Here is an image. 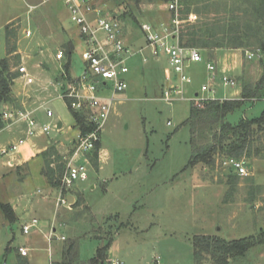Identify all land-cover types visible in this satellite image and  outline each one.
I'll return each mask as SVG.
<instances>
[{
    "label": "rangeland",
    "instance_id": "374dc122",
    "mask_svg": "<svg viewBox=\"0 0 264 264\" xmlns=\"http://www.w3.org/2000/svg\"><path fill=\"white\" fill-rule=\"evenodd\" d=\"M101 8L122 22L136 55L127 59V88L113 102L99 137L106 152L100 170L94 169L93 152L87 156L88 163L79 156L75 163L85 164L88 179L63 188V196L71 193L75 200L69 208L56 209L65 174V168L59 166L78 135L71 111L58 97V81L66 75L68 65L71 75L82 73L84 44L63 0L44 4L40 0H0V58L8 64L4 76L12 78L10 101L0 103V115L7 108L30 110L39 105L36 116L41 123H63V132L53 129L48 136L28 138L12 156V165L6 163L10 156L0 155V203L8 204L16 216L9 223L0 213V264L4 260L11 264L22 245L31 249L30 256L13 264H48L50 252L62 264H91L97 249L108 243L110 247L97 264H109L110 259L124 264H157V260L158 264H213L205 253L197 263L193 259L192 241L202 235L228 241L250 238L256 245L243 257L231 258L229 264H264V130L255 133L250 156L236 159L246 167V177L236 175L225 164L229 158L217 153L212 157L213 166H188L194 146L203 149L217 144L220 123L204 113L188 119L191 106L205 110L201 101L190 100L197 93L199 98L222 102L220 99H239L241 87L255 90L263 76L264 57L246 61L247 78L226 73L234 78L235 86H223L217 75L215 92H202L209 77L206 60L213 51L193 46L200 51L202 62L185 64L191 82L183 85L184 93H176L177 100L166 102L162 94L169 84L163 69L168 67V57L163 49L147 44L140 26L148 23L170 33L172 13L161 0H103ZM258 18L264 22V5L253 14L246 0H193L187 13L178 14V29L194 26L199 32L204 25L217 39H229L244 34L245 25ZM248 34L252 39L246 51L256 52L258 32ZM70 45L73 50L68 54ZM258 94L264 98V91ZM248 102L254 100L228 116L230 124L241 116L261 114L264 100ZM47 109L52 118L46 117ZM25 131L24 123L8 126L4 122L0 148L25 137ZM44 146H48L45 151L30 156ZM20 159L27 161L16 163ZM48 169L54 170L59 187L49 185ZM198 181L204 186L198 187ZM32 218L38 222L37 234L23 235L22 225ZM52 228L56 237L65 240L55 239L49 246L44 236Z\"/></svg>",
    "mask_w": 264,
    "mask_h": 264
},
{
    "label": "built area",
    "instance_id": "2783aa9c",
    "mask_svg": "<svg viewBox=\"0 0 264 264\" xmlns=\"http://www.w3.org/2000/svg\"><path fill=\"white\" fill-rule=\"evenodd\" d=\"M48 0H40V4L46 3ZM67 8L71 21L78 27L79 37L84 44V50L81 58L84 68L79 76L66 75L60 76L58 85L60 89L59 98L63 100L67 108L72 113L82 114L86 122L91 125L90 132L82 133L79 129L77 138L72 151L64 156L65 174L61 180L62 188L59 190L56 198V209L60 207L69 208L67 196H63V188L69 189L75 182H84L88 179L87 168L83 163H75L79 156L84 157V161L88 163V154L92 152L99 141L103 126L111 112L113 102L116 97L122 94L127 88V82L124 76L129 72L126 64L127 59L136 55V51L132 49L125 36L126 31L122 22L114 17L107 16L102 8L103 0H63ZM164 9L172 13L173 28L170 33H163L158 28H154L151 24L145 23L140 26L142 33L149 46L155 49H163L168 57V67L164 69V76L168 87L163 91L162 99L166 102L177 100L176 93L183 92V85L191 82L190 78L185 74L186 63L202 62V55L197 48L186 47L179 43L178 40V14L179 5L182 0H161ZM172 35L170 36V34ZM31 32L27 31L26 36H30ZM173 41L170 44L169 41ZM139 50L138 52H140ZM262 53L246 52L245 57L248 60L261 56ZM57 57L61 58L60 54ZM154 57L157 59L158 55ZM145 61V60H144ZM209 77L206 84L201 86L202 92L214 93V85L218 75L217 67L214 63H207L205 66ZM221 82L223 86L233 87L236 81L233 77L221 73ZM180 99H183L180 96ZM190 100V99H189ZM199 100H218L208 99L207 97L199 98L198 94L190 101ZM35 110L21 109H4L0 115L1 119L11 126L15 123H24L26 125L25 137H20L16 142L8 143L7 146L0 148L1 156H10L7 160L8 165L14 163V154H17L21 146L26 144L27 139L37 136H48L53 129L60 130L58 123H41ZM46 117L52 118L51 110H46ZM170 123L168 122V125ZM225 164L231 167V170L240 177L248 176L246 167L242 161L229 159ZM37 220L32 218L29 222L21 227L23 235H30L36 232ZM47 244L56 239L64 241L63 236L56 237L55 229L44 236ZM50 252V248H48ZM17 253L21 258L30 256V249L25 246H18ZM52 253L48 254V264H62L55 261ZM158 264V260L156 262ZM3 264H7L4 260ZM109 264H124L118 259H110Z\"/></svg>",
    "mask_w": 264,
    "mask_h": 264
},
{
    "label": "trees",
    "instance_id": "16d2710c",
    "mask_svg": "<svg viewBox=\"0 0 264 264\" xmlns=\"http://www.w3.org/2000/svg\"><path fill=\"white\" fill-rule=\"evenodd\" d=\"M251 7H253V14L257 9L264 5V0H246ZM193 0H182L179 5V13L183 15L189 11V7ZM252 13V12H251ZM250 23V24H249ZM245 25L246 32L242 35L230 36L229 39L222 37L217 39L215 34L207 31L204 25H201L199 32L194 26L187 28L178 29V40L181 45L189 47L199 45V49H206L209 51H214L217 49H241L245 50L249 46V41L252 39L248 33L249 31L256 30L258 32L256 39L259 42V50L262 55H264V22L262 19L258 18L252 22L249 21ZM201 33L202 35L198 36ZM73 50L72 45L67 48V53L71 54ZM0 103H6L10 101L9 93V81L10 76H4V73L8 71V64L5 59L0 58ZM69 70V65H68ZM67 70L66 76L70 78V73ZM256 85L255 90H246L242 87L240 99L233 100H204L202 103L205 106V110H198L191 106L190 117L188 119H193L199 114L213 115L215 119L219 120V133L217 135V144H212L211 146L203 149H196L195 146L192 148V154L188 162V166L194 167L198 164H205L208 166H213V154L217 153L224 158L238 159L241 157H249V150L252 146V141L255 133L264 130V110L256 118L251 119H241L237 124H230L225 121V117L234 112L235 110L242 107L245 101L248 100H263V96L258 97V91H264V64H263V76ZM262 95V94H261ZM72 113V112H71ZM73 119L75 121L76 127L82 132H90L92 130L91 125H89L85 117L82 114L72 113ZM189 121V120H188ZM4 121L0 118V129L3 127ZM187 124V122H185ZM192 141L194 142V133H191ZM99 143H96L93 155L94 166L98 158ZM91 153V152H90ZM90 153L88 156H90ZM60 168H65V162L59 166ZM61 170V169H60ZM49 185L51 187H59L60 180L55 177V172L52 169H48L45 174ZM76 203L73 204V206ZM0 213L9 223H13L16 220V216L8 204L0 203ZM257 242H254L250 238H241L237 240H224L213 236H195L192 241L193 247V259L197 263L202 256V253L207 254L213 261V264H229V260L233 257H243L246 252ZM73 244H70L67 248L66 253H70ZM110 247L108 243L105 247L97 249L96 258L91 260V264H97L99 260H102L105 252ZM69 264V263H68Z\"/></svg>",
    "mask_w": 264,
    "mask_h": 264
},
{
    "label": "crops",
    "instance_id": "0c3cea01",
    "mask_svg": "<svg viewBox=\"0 0 264 264\" xmlns=\"http://www.w3.org/2000/svg\"><path fill=\"white\" fill-rule=\"evenodd\" d=\"M242 52H248V51H245V50H242L241 51V49H217V50H214L213 52H212V55H211V57H210V60H206V62L207 63H214L215 65H216V67H217V70H218V75L220 76L221 75V73L222 72H224V73H232L233 74V77H234V75L236 76H241V77H244V78H247V76L248 75H246L245 73H247V72H245L246 70H245V64L247 63L246 61H252V59L251 60H248V59H246V57H245V53L244 54H242ZM245 58H244V57ZM57 57V56H56ZM262 57H264V55H262ZM155 58V57H154ZM59 59H61V58H59ZM156 59V58H155ZM158 59V58H157ZM156 59V60H157ZM56 60L58 61V59L56 58ZM187 67V66H186ZM165 69V68H164ZM164 69H163V77H164V79H165V76H164ZM260 71V70H259ZM71 75V74H70ZM71 76H73V75H71ZM207 79H208V77H207ZM166 81V80H165ZM207 82V81H206ZM241 91H242V87L240 88V90L238 91V93H239V95L241 96ZM197 95V93L195 94V96ZM239 99H240V97H239ZM219 100V99H218ZM220 100H230V99H220ZM231 100H233V99H231ZM264 100V99H263ZM257 101V100H256ZM256 101H254V102H256ZM247 101H245L244 102V104L246 103ZM254 102L253 103H249V104H254ZM243 104V105H244ZM242 105V106H243ZM39 106V105H38ZM37 106V107H38ZM36 107V108H37ZM36 108H33V109H30L31 111L32 110H35ZM241 108V107H240ZM238 110V109H237ZM264 110V109H263ZM262 110V111H263ZM236 111V110H235ZM234 111V112H235ZM234 112H232V113H234ZM232 113H230V114H232ZM36 114V113H35ZM230 114H228L226 117H225V121L226 122H228L227 121V118H228V116L230 115ZM241 119H251V118H246V117H242L241 116V118H239L236 122H234V124H237ZM58 124H60V130H59V132H63V130H62V128H63V123L61 122V121H59L58 122ZM76 126V125H75ZM78 132H79V130H78ZM73 142V141H72ZM49 143L50 142H48V145H49ZM98 143H99V141H98ZM47 147L48 146H44L43 148H40V149H36L35 151H32L31 153H30V156H33L35 153H39V152H41V151H45V149H47ZM72 148H73V146H72ZM72 148H70V149H68L67 150V155L71 152V150H72ZM69 151V152H68ZM105 155H106V152L103 150V149H101V147H100V144H99V150H98V158H97V161H96V165L94 166V169L98 172L99 170H100V165H101V163L103 162V159H105ZM15 161V160H14ZM27 161V159H20V160H18L16 163H18V164H21V163H24V162H26ZM197 169V167H195L194 166V169ZM195 171V170H194ZM200 171V170H199ZM204 171V170H203ZM199 180V179H198ZM198 183L199 184H197V186L198 187H202V186H204L203 185V183L201 182V181H198ZM57 195H58V192H57ZM72 198L71 199V202H73L74 200H75V197H74V195L73 194H69L68 196H67V198H68V200H69V198ZM55 203H56V200H55ZM35 234H37L36 232H35ZM206 236H215V235H206ZM22 246H24V245H22ZM28 248V247H27ZM31 250V249H30ZM18 258H20V259H27V258H21L19 255H18V253L16 252L15 253V257L13 258V260L11 261V264H13L14 263V261L16 262V261H18L19 259ZM29 258V257H28Z\"/></svg>",
    "mask_w": 264,
    "mask_h": 264
},
{
    "label": "water",
    "instance_id": "95a60500",
    "mask_svg": "<svg viewBox=\"0 0 264 264\" xmlns=\"http://www.w3.org/2000/svg\"><path fill=\"white\" fill-rule=\"evenodd\" d=\"M58 125H59V127H60V124H58ZM71 199H72V198L70 197V198H69V202H71Z\"/></svg>",
    "mask_w": 264,
    "mask_h": 264
}]
</instances>
